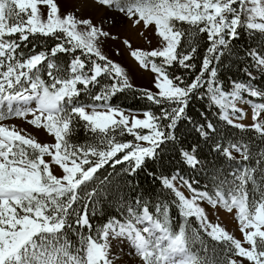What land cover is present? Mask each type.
<instances>
[{"label":"snow or ice","instance_id":"6c2138e0","mask_svg":"<svg viewBox=\"0 0 264 264\" xmlns=\"http://www.w3.org/2000/svg\"><path fill=\"white\" fill-rule=\"evenodd\" d=\"M0 264H264V0H0Z\"/></svg>","mask_w":264,"mask_h":264},{"label":"rangeland","instance_id":"374dc122","mask_svg":"<svg viewBox=\"0 0 264 264\" xmlns=\"http://www.w3.org/2000/svg\"><path fill=\"white\" fill-rule=\"evenodd\" d=\"M215 215V214H213ZM219 221L222 223V224H226L227 227L229 228V230H233V224L231 221L227 220L225 217H219ZM237 235H239V233H237Z\"/></svg>","mask_w":264,"mask_h":264}]
</instances>
